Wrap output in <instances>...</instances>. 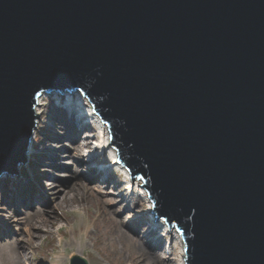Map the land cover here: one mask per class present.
I'll return each mask as SVG.
<instances>
[{
    "label": "water",
    "instance_id": "water-1",
    "mask_svg": "<svg viewBox=\"0 0 264 264\" xmlns=\"http://www.w3.org/2000/svg\"><path fill=\"white\" fill-rule=\"evenodd\" d=\"M78 91L186 264H264V0H0V176Z\"/></svg>",
    "mask_w": 264,
    "mask_h": 264
},
{
    "label": "rangeland",
    "instance_id": "rangeland-1",
    "mask_svg": "<svg viewBox=\"0 0 264 264\" xmlns=\"http://www.w3.org/2000/svg\"><path fill=\"white\" fill-rule=\"evenodd\" d=\"M47 98L52 99L53 97L48 94ZM62 109L64 111V107ZM54 113L55 115L57 114V112ZM84 129L82 132L86 134L88 129L87 127ZM57 130L58 128L56 127L55 133L63 134ZM59 130L63 129L59 128ZM43 135L47 136L46 131L43 128H39L36 142H39ZM84 137L85 135L81 136V138ZM49 140L54 145H47V148L49 150L53 148L55 149L52 150L53 152L59 153V156L54 155L56 159L45 161L44 157L41 158L40 151L42 149L40 151L36 150L34 152L35 155L29 158V162H32L29 163L28 167L19 169V175L22 172L29 173L34 179L38 189L46 195V203L39 200H21L18 203V194H10L6 198L1 192L0 184V230L6 231L0 237V264H70V259L74 254L86 257L89 264H133L132 256L135 257L138 245L132 237L144 238L154 245L156 244V239H158L161 240L162 245L165 244V238L163 240L159 238L160 233L163 231L152 227L153 229L155 228V231L149 232L151 225H149L148 203L139 196L141 188L138 185L132 184V180L125 175L120 177L122 180L121 186H117L116 180L108 186L102 178L91 180V172L84 171L85 169L94 170L95 168L89 166L82 154L75 156L69 153L72 148L68 138L64 137L60 140L48 139L47 142ZM93 142L96 144L97 140ZM79 143L83 144L85 140L81 139ZM55 144L58 147H55ZM88 147L84 148L83 153L88 151ZM78 158L81 162L77 161ZM41 159V163H38ZM92 165L99 166L95 163H92ZM113 168H111V171L116 173L117 169ZM25 169H28L29 172ZM74 172L80 173L82 181L93 185L95 191L82 192L80 198L84 199L83 205L74 203L72 206L64 207L58 202L61 198L54 199L49 192L53 187V183H55L54 181H58L57 187L62 188L64 187L63 179L69 180V184H72L70 179H72ZM4 176L7 178L6 174ZM98 191L103 196L98 195ZM106 202L111 203V205L107 206ZM46 208H49V212H53L52 214L59 218L56 224H51L53 233L46 235V231H44L42 233L43 238L41 236V239L36 240L32 244L33 247L31 249L26 248L23 258L16 260L13 251L17 243L16 240L19 238V240L24 242V239H28L25 231L30 227V222L34 220L33 214L47 211L48 209ZM5 213L7 215L13 214L15 220L7 223V218L3 216ZM96 213L99 214L98 222L94 223L93 216ZM85 223L89 225V232L94 233L93 239L88 237L83 229L80 232L74 230ZM58 227H63L64 234L58 232ZM135 227L137 229H134ZM124 230L126 232L128 230L132 236H128ZM123 234L125 235L123 236ZM79 249L82 250V253L79 252ZM157 252L164 259L160 263L174 264L162 247L158 248ZM149 264H152V262L150 261Z\"/></svg>",
    "mask_w": 264,
    "mask_h": 264
},
{
    "label": "bare ground",
    "instance_id": "bare-ground-1",
    "mask_svg": "<svg viewBox=\"0 0 264 264\" xmlns=\"http://www.w3.org/2000/svg\"><path fill=\"white\" fill-rule=\"evenodd\" d=\"M69 92H55L52 95L51 98H47L48 94H42L39 97L38 104L36 106V111L38 116L35 133L33 136V139L31 141L28 154H27V164H29V158L32 155H35L34 152L40 151L41 158L45 161H52L56 159L54 155H58L59 153L53 152L52 150L55 149H48L47 145L53 146L54 143H52L50 140L47 142L48 139H56L60 140L64 137L68 138L70 141L71 148L69 153L71 155H78L83 154L84 148L86 146L91 147L90 148V161L95 162V160H98V162L104 161V167L105 169H98L99 166H93L95 169H85L84 172H91L90 178L96 179V178H102L104 179V183L108 186L111 182H114L116 180L117 186L122 185L121 175H125L126 177L130 176L129 171L126 170L125 167H121L118 165L119 163L116 162V152L118 151L113 145H111V138L108 126L104 124L101 121V117H99L97 114L93 113L92 107L89 105L90 101L82 95V93L77 92L75 94H68ZM79 95V101L80 105H84L86 108H83L81 106H78L73 99L74 96ZM68 107H64V106ZM64 107V111L63 108ZM61 109V110H59ZM70 109H72V113H70ZM54 112H57L55 115ZM54 114V115H53ZM46 117V118H45ZM50 122H49V121ZM58 128L59 133H63L62 135H59L55 133V128ZM88 129L86 134H84L82 131L84 128ZM39 128H43L44 131H46L47 136H42L40 138L39 142L37 141L38 137V131ZM59 128H62L63 130H59ZM85 130V129H84ZM85 135L84 138H81V136ZM101 136V137H100ZM100 137V140H98V144L94 145V140L96 138ZM81 139L85 140V143L80 144L79 142ZM63 145V144H62ZM109 146V147H108ZM55 147H58L55 144ZM44 148V149H43ZM109 148L110 154L106 151V149ZM64 149V148H62ZM35 150V151H34ZM101 160V161H100ZM42 159L40 160L41 163ZM77 161L81 160L78 158ZM83 161V160H82ZM85 163V161H84ZM123 163V162H122ZM26 163L23 164V168H26ZM124 164V163H123ZM102 165V164H100ZM126 166V164H124ZM114 167L119 172H112L111 168ZM28 171V169H25ZM6 173L2 174L0 176V184H1V192H3V196L9 197L10 194L17 195V202L21 200H32V201H43L46 203V195L43 194L41 190L38 189L36 182L34 179L30 176L28 173L22 172L21 175L20 172H17V177L15 175H8L6 174L7 178H5ZM27 174L26 176H24ZM72 184H69V180L63 179L64 187H57L58 181H54L53 187L49 194L52 198H61L59 204L64 207L72 206L74 203L82 204L84 199L80 198V195L82 192H93L95 191L93 185L87 184V182L82 181V176L80 173L74 172L72 179ZM132 184L134 183L135 186H139L141 188V192L139 194L140 197H142L143 200L147 201L148 208H149V216H150V223L151 228L149 232L155 231V228H159L161 231L160 237L162 240L165 238V244H161V240L156 239V244H152L149 241H146L144 238L132 237L137 246V250L135 251V257L132 256V262L133 264H149L150 261L152 264H162L160 261H163V257L158 254L157 250L158 248H161L165 251V253L168 254L170 259L173 261L174 264H186L185 262V251H184V243L181 239V235L179 231L175 228H169L168 224L159 218H156L155 215L153 216L152 213V202L151 199L146 191V189L143 187L142 179L139 177L131 178ZM75 185V186H74ZM74 186V187H73ZM132 187V185H131ZM126 189V188H125ZM74 193V195H73ZM98 195L103 194L98 191ZM126 196V195H125ZM102 198V197H101ZM102 200L105 201V199L102 198ZM27 204V203H26ZM107 206H110L111 203H107ZM47 211H41L40 213H34V220L30 222V227L26 229V234L28 236V239H24V242L19 240V238L16 240V244L13 248L14 251V257L16 260H19L23 258L24 256V250L26 248L31 249L33 247V243L41 239L42 233L46 231V235H51L53 233L52 231V225L56 224V222L59 220L58 216L53 215L49 212V208ZM51 211V210H50ZM104 213V212H103ZM7 218L6 222L10 223L15 220L14 215L10 214L7 215L5 213L3 215ZM98 216L99 214H95L93 216L94 223L98 222ZM27 219V218H26ZM28 221V220H26ZM1 222V221H0ZM50 225V226H48ZM48 226V227H47ZM134 227V225H132ZM152 227H155L154 229ZM82 229L87 233V236L93 239V232H89V225L88 223L83 224L81 227H76L74 230L78 232L82 231ZM134 229H137L135 227ZM58 232L61 234H64L63 227L57 228ZM124 232H126L124 230ZM6 233L5 230H0V237L3 236V234ZM126 234L128 236H132V234L127 230ZM125 234H123L124 236ZM162 235V236H161ZM166 235V236H164ZM43 238V236H42ZM1 246V245H0ZM79 252L82 253V250L79 249ZM159 255V256H158ZM14 259V260H15Z\"/></svg>",
    "mask_w": 264,
    "mask_h": 264
}]
</instances>
